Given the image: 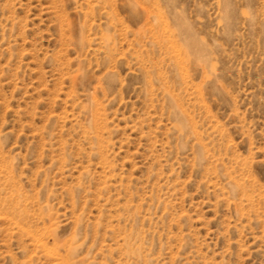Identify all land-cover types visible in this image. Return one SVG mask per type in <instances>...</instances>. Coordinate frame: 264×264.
Instances as JSON below:
<instances>
[{
  "label": "rangeland",
  "instance_id": "obj_1",
  "mask_svg": "<svg viewBox=\"0 0 264 264\" xmlns=\"http://www.w3.org/2000/svg\"><path fill=\"white\" fill-rule=\"evenodd\" d=\"M0 264H264V0H0Z\"/></svg>",
  "mask_w": 264,
  "mask_h": 264
}]
</instances>
